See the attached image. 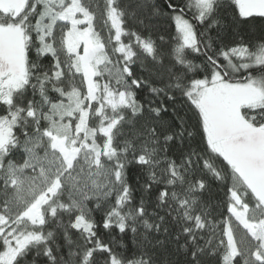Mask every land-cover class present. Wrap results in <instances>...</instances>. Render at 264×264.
I'll return each instance as SVG.
<instances>
[{"label":"snow or ice","instance_id":"snow-or-ice-1","mask_svg":"<svg viewBox=\"0 0 264 264\" xmlns=\"http://www.w3.org/2000/svg\"><path fill=\"white\" fill-rule=\"evenodd\" d=\"M0 264H264V0H0Z\"/></svg>","mask_w":264,"mask_h":264},{"label":"trees","instance_id":"trees-1","mask_svg":"<svg viewBox=\"0 0 264 264\" xmlns=\"http://www.w3.org/2000/svg\"><path fill=\"white\" fill-rule=\"evenodd\" d=\"M259 25H260V19L257 18V20L255 22H253L252 24H249L247 26V33L249 35L258 34ZM159 27L163 30V33L166 34V39L168 38L167 34H170L172 37H175L176 31H175L174 25H172L170 27L167 22L162 20L159 24ZM123 39H125V41L127 40V38H123ZM197 63H198V61H197ZM220 195L223 196V192H221Z\"/></svg>","mask_w":264,"mask_h":264},{"label":"rangeland","instance_id":"rangeland-1","mask_svg":"<svg viewBox=\"0 0 264 264\" xmlns=\"http://www.w3.org/2000/svg\"><path fill=\"white\" fill-rule=\"evenodd\" d=\"M97 28H98V30H99V24L97 25ZM106 31H107V30L105 29V33H106Z\"/></svg>","mask_w":264,"mask_h":264}]
</instances>
